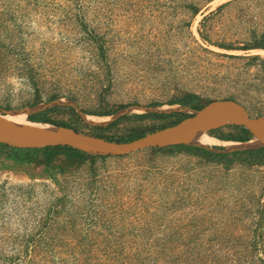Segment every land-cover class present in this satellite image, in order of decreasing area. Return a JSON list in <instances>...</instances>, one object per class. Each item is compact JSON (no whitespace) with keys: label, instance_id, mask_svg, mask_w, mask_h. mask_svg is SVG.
<instances>
[{"label":"rangeland","instance_id":"374dc122","mask_svg":"<svg viewBox=\"0 0 264 264\" xmlns=\"http://www.w3.org/2000/svg\"><path fill=\"white\" fill-rule=\"evenodd\" d=\"M260 42L264 0H0V109L62 99L105 123L194 94L264 117ZM50 109L30 117L114 140L165 124L132 109L99 130L72 107ZM163 149L80 164L60 152L46 166L0 145V264H25L33 249L37 264H78L84 245L104 242H164L181 264L264 260V151L206 161Z\"/></svg>","mask_w":264,"mask_h":264},{"label":"water","instance_id":"95a60500","mask_svg":"<svg viewBox=\"0 0 264 264\" xmlns=\"http://www.w3.org/2000/svg\"><path fill=\"white\" fill-rule=\"evenodd\" d=\"M57 106L72 107L85 121L84 114L73 102L57 99L46 104L20 110L0 109V144L14 149L40 150L50 147H69L96 157H125L148 149H163L173 146L204 148L220 154L257 150L264 147V117H253L237 101L230 99L213 100L199 110L187 106L164 110L160 107H128L115 114L105 123H88L95 127H106L132 109L150 114L189 113V117L172 126L150 132L129 142H114L105 138L84 134L72 128L57 124L31 121L29 117ZM24 116L21 122L12 118ZM225 127L246 129L252 138L231 148L216 149L201 145L199 139L205 134ZM262 144V146H259Z\"/></svg>","mask_w":264,"mask_h":264},{"label":"trees","instance_id":"16d2710c","mask_svg":"<svg viewBox=\"0 0 264 264\" xmlns=\"http://www.w3.org/2000/svg\"><path fill=\"white\" fill-rule=\"evenodd\" d=\"M253 48H261L264 49L263 42H260L256 45L252 46ZM199 97L194 94H185L182 99L171 102V105H181L187 106L194 110L201 109L204 105H201L199 102ZM231 100V99H230ZM209 102L205 103L208 104ZM158 105V104H155ZM54 109H50L49 111H53ZM100 116H109L108 113L97 114ZM172 116H181L180 114H146V115H134V118H150L154 121H164L165 124L160 126L152 125L147 131H143L142 129H134L131 131L130 135L124 139L114 140L105 136L96 135L102 138H105L110 141L114 142H129L135 139H138L144 136L147 133L162 129L164 127L172 126L178 123L180 120L189 117V114L182 115V117L177 121H169L170 117ZM31 121H37L34 117L29 118ZM125 119V118H122ZM118 119L116 122L109 124L106 128H99V127H92L93 129H108L118 123L120 120ZM40 122L52 123L57 124L60 126L68 127L62 124L55 123L53 121H49L46 119L40 120ZM167 122V123H166ZM237 132V135H220L215 134L216 131H212L209 133L214 138L225 140V141H232V142H245L252 138L249 132L240 127H229ZM75 130V129H74ZM1 145V144H0ZM2 147H6L5 145H1ZM166 150L171 149H178V150H185L187 152H191L192 154L204 158L206 161H213L216 160L215 158H227L229 155L234 157L239 156H251V155H258L259 153L264 151V147L260 148L259 150L254 151H246V152H234L232 154H217L211 151H208L204 148L199 147H188V146H173L169 148H165ZM156 150H164V149H151V151ZM15 151H19L20 153H27V152H38L41 153V158L37 159L34 158L35 162L41 163L43 165H50L52 164L55 159L57 158L60 152H65L68 155V158L71 159L72 163L80 164L83 160L87 158H96V156L88 155L83 152L74 150L69 147H50L40 150H21L15 149ZM104 159V157H100ZM25 160H30L25 158ZM81 247V246H80ZM171 247L167 243H158V242H104V243H93L84 245L82 250L80 251V258L76 259V263L78 264H181L182 260L179 257H176L175 249L170 251ZM32 257L25 261V264H37V256L40 254L39 249H33ZM233 260V259H232ZM235 264H264V260H260V262L249 260L248 258H243L241 260H233ZM93 262V263H92ZM219 264V261L218 263Z\"/></svg>","mask_w":264,"mask_h":264},{"label":"bare ground","instance_id":"6f19581e","mask_svg":"<svg viewBox=\"0 0 264 264\" xmlns=\"http://www.w3.org/2000/svg\"><path fill=\"white\" fill-rule=\"evenodd\" d=\"M12 119L14 121L21 122V121H23L24 116H16V117H13ZM98 120H100V118H98V117H94V116H87L86 117V121L87 122H97ZM206 139H207V137L204 135V136H202L199 139L198 143L202 145V144H204V142L206 141ZM259 146H262V144H259Z\"/></svg>","mask_w":264,"mask_h":264},{"label":"crops","instance_id":"0c3cea01","mask_svg":"<svg viewBox=\"0 0 264 264\" xmlns=\"http://www.w3.org/2000/svg\"><path fill=\"white\" fill-rule=\"evenodd\" d=\"M217 140V139H216ZM218 140H220V139H218Z\"/></svg>","mask_w":264,"mask_h":264}]
</instances>
